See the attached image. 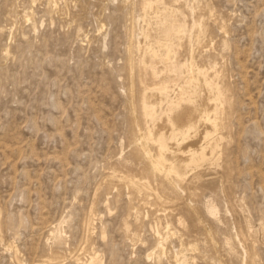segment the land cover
Wrapping results in <instances>:
<instances>
[{
  "label": "rangeland",
  "instance_id": "obj_1",
  "mask_svg": "<svg viewBox=\"0 0 264 264\" xmlns=\"http://www.w3.org/2000/svg\"><path fill=\"white\" fill-rule=\"evenodd\" d=\"M53 1L0 0V264H264V0ZM196 77L214 107L201 121L221 128L189 124L202 152L178 162L181 179L147 172L137 142L175 158L188 136L167 116L200 110Z\"/></svg>",
  "mask_w": 264,
  "mask_h": 264
},
{
  "label": "bare ground",
  "instance_id": "obj_2",
  "mask_svg": "<svg viewBox=\"0 0 264 264\" xmlns=\"http://www.w3.org/2000/svg\"><path fill=\"white\" fill-rule=\"evenodd\" d=\"M144 1V0H143ZM142 1V2H143ZM52 2H55V1H53L52 0ZM146 2V1H145ZM154 2H156V1H154ZM50 3H51V1H50ZM140 3V2H139ZM149 3H151V2H149ZM56 4V3H55ZM194 4V3H193ZM53 5V4H52ZM148 5V4H147ZM150 5V4H149ZM152 5H153V3H152ZM151 5V6H152ZM143 6V5H142ZM150 6V7H151ZM194 6V5H193ZM197 6V5H196ZM149 7V6H148ZM149 7V8H150ZM143 8V7H142ZM146 8V7H145ZM144 8V10H146ZM53 9V8H52ZM153 9V8H152ZM158 11V10H157ZM143 12H145V11H143ZM173 13V12H172ZM210 13H212V11L210 12ZM144 15H145V13H144ZM143 15V16H144ZM150 15V14H149ZM26 16H27V14H26ZM148 16V15H147ZM174 16H176V14L174 15ZM193 18V17H192ZM198 18V17H197ZM201 18V17H200ZM199 18V19H200ZM143 19H144V17H143ZM142 19V20H143ZM174 19V18H173ZM176 20H177V18H176ZM191 20H196V19H191ZM149 21H150V19H149ZM174 21V20H173ZM201 21V20H200ZM192 22V21H191ZM193 23V22H192ZM196 23V22H195ZM169 24V23H168ZM174 24H176V22L174 23ZM179 25V24H178ZM194 25V24H193ZM172 26V25H171ZM170 26V27H171ZM191 27H193V26H191ZM172 28V27H171ZM199 29H200V27H198ZM174 29H176V28H174ZM174 29H171V30H174ZM191 29V28H190ZM189 29V30H190ZM193 29V28H192ZM222 29V28H221ZM140 30V29H139ZM163 30H164V28H163ZM223 30V29H222ZM143 31V30H142ZM142 31H140V32H142ZM193 31V30H192ZM176 32V31H175ZM179 32V31H178ZM164 33H166V32H164ZM163 33V34H164ZM169 33V32H168ZM194 33V32H193ZM197 33V32H196ZM176 34H177V32H176ZM184 34V33H183ZM133 35V34H132ZM171 35V34H170ZM169 35V36H170ZM193 35V34H192ZM138 36V35H137ZM165 37V36H164ZM192 37V36H191ZM168 39H170V37L168 38ZM191 40V39H190ZM189 40V41H190ZM138 41H139V38H138ZM161 41H163V39L162 40H160V42ZM165 41H166V39H165ZM169 41V40H168ZM191 42V41H190ZM139 42H137V44H138ZM163 43H165V42H163ZM167 43V42H166ZM161 44V43H160ZM190 44H192V42L190 43ZM201 44H202V42H201ZM159 45V44H158ZM163 45V44H162ZM160 46V45H159ZM192 46V45H191ZM190 46V47H191ZM138 47V46H137ZM141 47H143V46H141ZM165 48V47H164ZM140 49V48H139ZM139 49H136V50H139ZM166 50H167V48H166ZM191 50V49H190ZM153 51V50H152ZM155 51V50H154ZM169 52V51H168ZM190 52V51H189ZM171 53V52H170ZM159 54V53H158ZM166 54H167V51H166ZM190 55H191V53H189ZM143 55V54H142ZM141 55V56H142ZM156 55V54H155ZM165 57H166V55L165 54H163ZM147 56V55H146ZM145 56V57H146ZM189 56V55H188ZM196 56V55H195ZM159 57H160V55H159ZM144 58V57H143ZM140 59V58H139ZM139 59H137V60H139ZM164 59V58H163ZM167 59V58H166ZM165 59V60H166ZM170 59V58H169ZM186 59V58H185ZM189 59V58H188ZM187 59V60H188ZM130 60V59H129ZM132 60V59H131ZM130 60V61H131ZM160 60V59H159ZM165 60H163V62L165 61ZM184 60V59H183ZM141 61H142V59H141ZM148 61V60H147ZM185 61V60H184ZM189 61H190V59H189ZM132 62V61H131ZM149 62V61H148ZM152 62V61H151ZM162 62V61H161ZM161 62H159L158 63V65L160 66V64H163V62L161 63ZM167 62H168V59H167ZM186 62H188V61H186ZM186 62H185V64H186ZM197 62V61H196ZM189 63V62H188ZM130 64V63H129ZM146 64V63H145ZM144 64V65H145ZM149 64H151L150 62H149ZM171 64V63H170ZM182 64H183V62H182ZM182 64H181V66H182ZM210 64H212V62L210 63ZM143 65V64H142ZM143 65V66H144ZM147 65H148V63H147ZM146 65V66H147ZM152 65V64H151ZM157 65V64H156ZM169 65V64H168ZM191 65H192V63H191ZM131 66V65H130ZM142 66V67H143ZM149 66V65H148ZM147 66V67H148ZM153 66V65H152ZM162 66V65H161ZM166 66V65H165ZM188 66V65H187ZM190 66V65H189ZM197 66V65H196ZM195 66V67H196ZM213 66H214V64H213ZM216 66V65H215ZM158 67V66H157ZM155 68V67H152L154 70L152 71V73L150 72V74H152L153 76L154 75H157L158 73H159V70H161L160 68ZM164 67V66H163ZM170 67V66H169ZM182 67H184V66H182ZM199 67H200V65H199ZM145 68V67H144ZM167 68V67H166ZM187 68V67H186ZM190 68H192V67H190ZM213 68V67H212ZM211 68V69H212ZM216 68V67H215ZM163 69V68H162ZM164 69H165V67H164ZM171 69V68H170ZM173 69V68H172ZM182 69V68H181ZM185 69V68H184ZM147 70V69H146ZM145 70V71H146ZM183 70V69H182ZM186 70L187 69H185L184 71H185V73H186ZM190 70L191 69H188L187 71L188 72H190ZM209 70H210V68H209ZM213 70V69H212ZM145 71L143 72V73H145ZM151 71V70H150ZM162 71V70H161ZM167 71V70H166ZM169 71V70H168ZM195 71H197V70H195ZM203 71V70H202ZM171 72V71H170ZM210 72H212V71H210ZM142 73V74H143ZM162 73V72H161ZM177 74H178V72H176ZM192 73V72H191ZM215 74H216V70H215V72H214ZM142 74H140L139 76H140V78H141V75ZM147 74H149V72L147 73ZM149 74V75H150ZM164 74V73H163ZM179 74H180V72H179ZM146 75V74H145ZM162 75V74H161ZM167 75V74H166ZM197 75V74H196ZM202 75V74H201ZM209 75V74H208ZM147 76V75H146ZM145 76V77H146ZM158 76V75H157ZM156 76V77H157ZM163 76V75H162ZM168 76H170V75H168ZM145 77H142L144 80H145ZM159 77H160V75H159ZM182 77H184V75L182 76ZM191 77H192V74H191ZM193 77H195L194 76V73H193ZM149 78V76L147 77V79ZM190 78V77H189ZM152 79V78H151ZM154 79V78H153ZM185 79V78H184ZM191 79V78H190ZM142 80V79H141ZM159 80V79H158ZM197 82H198V84H199V87H200V91H201V94H199L201 97H200V103H201V108H200V110H198L195 106H193V105H191V104H187V103H183V104H180L177 108H174V109H172L170 112H169V115L167 116V122H168V124L170 125V127L172 128V129H174V131L175 130H177V131H181V132H183L184 131V133L185 132H187V136H188V139L186 140V141H184V142H179L178 140L180 139H177V138H173L174 139V142L170 145V147L167 149L168 150V154L169 153H172V154H174V159L172 160L171 158L173 157V156H171V158L170 157H168V158H165V156H164V150H163V148H166V147H162V146H160V150H157V151H160L159 152V154H158V156L157 157H153L152 156V154H151V152L153 151H151L150 152V150H149V148H147L146 147V143H143V142H137V141H135V142H137V152H139V154L141 153L143 156L142 157H144L145 156V158L147 159V160H144V161H147L148 162V164H147V168H146V170H147V172H149V173H161V172H165V177H166V179H167V177H176L177 175L179 176V164H178V162L179 161H183V160H189V157L187 156V154H189L190 155V153H188V152H190L193 148H195V147H199V142L201 141L200 140V138H198V136L197 137H194V136H191L192 135V133L191 132H189V130H188V126H189V124H191L193 121H200V128H202V127H209L210 129H212L213 131L214 130H216V128H217V130L218 129H220L221 128V126H220V128H218V122H220V121H218V120H216V119H214V121L212 120L211 121V119L212 118H210V117H208L207 119H205V120H207V121H205V122H203V120L201 121V118H202V114H204V113H206V112H211L213 109H214V107H212V105H211V102L210 101H212L211 100V96H210V94L206 91V89H205V87H204V84H203V81H202V79L200 78V77H196V79H195ZM143 81V80H142ZM149 81H151V84H152V80H149ZM157 81V80H156ZM161 81H162V79H161ZM164 81V80H163ZM144 82V81H143ZM146 82V81H145ZM153 82H155V81H153ZM168 82V81H167ZM175 82V81H174ZM156 83V82H155ZM158 83V82H157ZM156 83V84H157ZM183 83V82H182ZM144 84H146V83H144ZM150 83L148 84V85H146V88H147V86H149V85H151ZM165 84V83H164ZM153 85V84H152ZM152 85L150 86V87H152ZM155 85V84H154ZM187 85V84H186ZM185 85V86H186ZM184 86V85H183ZM207 86V85H206ZM188 87V86H187ZM141 88H143V87H141ZM140 88V89H141ZM161 88V87H160ZM166 88V87H165ZM213 88V87H212ZM144 89H145V87H144ZM186 89V88H185ZM148 90H149V87H148ZM153 90V89H152ZM155 90V89H154ZM161 90V89H160ZM167 90V89H166ZM165 90V91H166ZM187 90V89H186ZM141 91V94L144 92L142 89L140 90ZM143 91V92H142ZM151 91V90H150ZM159 91V90H158ZM176 91V90H175ZM197 92H198V90H197ZM213 92V91H212ZM140 93V92H139ZM148 93V92H147ZM154 93V92H153ZM148 95V94H147ZM174 95V94H173ZM140 96V95H139ZM142 96V95H141ZM157 96H158V94H157ZM217 96V95H216ZM143 97V96H142ZM171 98V97H170ZM198 98V97H197ZM141 99V98H140ZM139 99V100H140ZM157 99V97H153L151 94L150 95H148L147 96V99H146V106L147 107H152V105L155 103L154 101ZM158 99H160L159 97H158ZM217 100V99H216ZM141 101V100H140ZM162 101V100H161ZM143 102V101H142ZM141 102H139V104H140ZM224 103V102H223ZM220 104H221V102H220ZM155 105V104H154ZM223 105V104H222ZM140 106V105H139ZM142 106V105H141ZM140 106V107H141ZM139 107V108H140ZM222 107V106H221ZM141 110V109H140ZM143 110V109H142ZM141 110V111H142ZM155 110V109H154ZM213 113V112H212ZM216 113V112H215ZM224 113V112H223ZM139 114H142V112L141 113H139ZM222 114V113H221ZM144 115H145V112H144ZM208 115H210V114H208ZM216 115V114H215ZM214 115V116H215ZM224 114H222V116H223ZM140 116V115H139ZM142 116V115H141ZM207 116V115H206ZM143 117V119H145L144 118V116H142ZM213 118H215V117H213ZM217 118V117H216ZM142 119V118H141ZM162 119V118H161ZM219 119V118H218ZM221 119H222V117H221ZM140 120V119H139ZM143 121V120H142ZM145 121V120H144ZM157 121V120H156ZM218 121V122H217ZM138 122V121H137ZM136 123V122H135ZM146 123V122H145ZM154 123V122H153ZM165 123V122H164ZM140 124H143V123H140ZM139 124V125H140ZM193 124V123H192ZM208 124V125H207ZM138 125V123L136 124V126H139ZM146 125H147V123H146ZM146 125H145V127H146ZM169 125H168V127H169ZM198 125V124H197ZM210 125V126H209ZM220 125H221V122H220ZM142 126V125H141ZM144 127V126H143ZM148 127V126H147ZM135 128V127H134ZM140 129V128H139ZM144 129V128H143ZM143 129H141V130H143ZM196 129V128H195ZM206 129V128H205ZM146 130H149V129H146ZM163 130V127L162 126H159L158 124L157 125H155V127H154V129H153V131L151 132L152 134H158L159 132H161ZM137 131V130H136ZM135 131V132H136ZM144 131V130H143ZM176 131V132H177ZM198 131V133L200 134V132H199V130H197ZM140 132H142V131H140ZM180 132V133H181ZM193 132V131H192ZM216 132V131H215ZM218 132V131H217ZM144 133V132H143ZM146 133V132H145ZM149 133V132H148ZM179 133V134H180ZM190 133H191V135H190ZM176 134H178V133H176ZM161 135V134H160ZM170 135V134H169ZM175 135V134H174ZM153 136V135H152ZM177 136H179V135H177ZM186 136V137H187ZM203 136V135H202ZM211 136V135H210ZM209 136V137H210ZM218 136V135H217ZM134 137H136V135H134ZM133 137V138H134ZM142 137V136H141ZM141 137H140V139H141ZM158 137H159V135H158ZM175 137H176V135H175ZM208 137V138H209ZM220 137H222V135L220 136ZM157 138V137H156ZM155 138V139H156ZM217 138V137H216ZM135 139V138H134ZM172 139V140H173ZM218 139V138H217ZM150 140V139H149ZM158 140H160V139H158ZM171 140V139H170ZM169 140V141H170ZM185 140V139H184ZM203 140V139H202ZM211 141H212V139H211ZM218 141V140H217ZM134 142V143H135ZM133 143V144H134ZM171 143V142H170ZM201 143V142H200ZM136 144V143H135ZM151 144V143H150ZM161 144V143H160ZM159 144V145H160ZM149 145V144H148ZM156 145V144H155ZM155 145H154V147H155ZM203 145V144H202ZM209 145V144H208ZM219 145V144H218ZM150 146H152V145H150ZM153 147V148H154ZM209 147V146H208ZM210 147H213L212 145L210 146ZM134 148H136V147H134ZM203 148H205V147H203ZM152 149V148H151ZM195 149H197V148H195ZM206 150H208V149H206ZM157 151H155V152H157ZM201 152H202V150H200ZM200 151H198V149H197V152H200ZM200 152V153H201ZM194 153V152H193ZM199 153V154H200ZM134 154V153H133ZM156 154V153H155ZM130 155V154H129ZM196 155V154H195ZM198 155V154H197ZM194 156V155H193ZM204 156V155H203ZM199 157V156H198ZM138 158V157H137ZM190 158H192V157H190ZM139 159V158H138ZM141 159V158H140ZM137 160V159H136ZM199 160V159H198ZM195 161V160H194ZM141 162H142V160H141ZM146 162V163H147ZM128 163H130V162H128ZM186 163V162H185ZM185 163H182V164H184V166H185ZM194 163V162H193ZM136 165V164H135ZM138 165H139V163H138ZM137 165V166H138ZM190 165V164H189ZM179 166V167H178ZM188 166V165H187ZM186 167V166H185ZM136 168V167H135ZM181 168H182V166H181ZM137 169H139V168H137ZM129 172V171H128ZM118 173V172H117ZM183 173V172H182ZM139 174H140V172H139ZM136 175V174H135ZM149 175V174H148ZM164 175V174H163ZM184 175H185V173H184ZM111 176V175H110ZM124 176H126L125 175V173H124ZM139 176V175H138ZM154 176V175H153ZM177 176V177H178ZM127 177H128V175H127ZM131 177V176H130ZM134 177V176H133ZM140 177V176H139ZM152 177V176H151ZM158 177H160V175L158 176ZM162 177V176H161ZM164 177V178H165ZM169 177V178H170ZM176 177V178H177ZM183 177V176H182ZM181 177V178H182ZM132 178V177H131ZM135 178H136V176H135ZM142 178H144V176L142 177ZM163 178V179H164ZM168 178V179H169ZM181 178H179L178 177V179H181ZM184 178H186L185 176H184ZM146 179V178H145ZM155 179V178H154ZM143 180V179H142ZM152 180V179H151ZM173 180V179H172ZM159 181H160V179H159ZM168 181V180H167ZM184 181V180H183ZM107 182V181H106ZM128 182V181H127ZM127 182H126V184H127ZM134 182H135V185L138 187V188H140V189H142V188H145V187H147L146 186V182H144V181H141V179L139 180V178L138 179H136V180H134ZM150 182V181H149ZM152 182V181H151ZM150 182V183H151ZM125 183V182H124ZM124 183H123V185H124ZM170 185H171V187L172 188H174L175 186H178V185H175V186H173V184L171 183V180H170ZM166 184V183H165ZM151 185H152V183H151ZM156 185V184H155ZM154 185V186H155ZM180 185H182V184H180ZM154 186H152V187H154ZM167 186V185H166ZM127 187V186H126ZM180 188H181V186H179ZM155 188V187H154ZM158 188V187H157ZM176 188V187H175ZM178 188V187H177ZM180 188H178V189H180ZM183 188V187H182ZM153 189V188H152ZM127 190H129V189H127ZM154 190V189H153ZM156 190V189H155ZM184 190V189H183ZM157 191V190H156ZM130 192H131V189H130ZM129 192V193H130ZM132 192H134V190L132 191ZM131 192V193H132ZM141 192V191H140ZM139 192V193H140ZM164 192V191H163ZM175 192H176V190H175ZM182 192V191H181ZM138 193V192H137ZM160 193V192H159ZM166 194V193H165ZM130 195H132V194H129V196ZM161 195V194H160ZM160 195H158V191H157V194L154 196V202H155V200H156V202L158 203L159 201L161 202V196ZM128 196V195H127ZM128 196V197H129ZM136 196H138V194L136 195ZM140 196V195H139ZM146 196V195H145ZM152 196H153V194H152ZM163 196V195H162ZM143 197V196H142ZM164 197V196H163ZM138 199H139V197H137ZM141 198V197H140ZM145 197H143L142 198V200L144 199ZM147 198V197H146ZM167 198V197H166ZM129 199V198H128ZM167 199H169V198H167ZM148 200V199H147ZM171 200V199H170ZM131 201V200H130ZM145 201V200H144ZM150 201H151V199H150ZM149 202V201H148ZM145 203V202H144ZM160 204V203H159ZM207 204H208V202H207ZM211 204V203H210ZM210 204L205 208V209H207V212L211 215V216H213V217H217V214H218V211H217V208H215L214 207V205L212 206H210ZM204 207H205V205H204ZM146 214H147V212H145ZM144 213V214H145ZM140 214V213H139ZM208 214V215H209ZM146 216V215H145ZM148 216V215H147ZM146 216V217H147ZM137 218V217H136ZM178 221L179 222H181V219L179 218L178 219ZM87 226H88V228L89 229H92L93 230V226H92V224L90 223V222H88L87 223ZM165 226H166V230H167V232L165 233V234H162V233H160V231H159V229H157L156 230V233L158 234V240H157V246H156V249H157V251H158V255H163V254H165V253H167L166 252V250H167V248L165 247V242L168 240V238L171 236V235H173V234H175V231L171 228V224L169 223V222H166V224H165ZM88 228H87V230H88ZM165 230V231H166ZM89 231V230H88ZM155 231V230H154ZM90 233H91V231H89ZM88 232V233H89ZM50 234H51V238L52 239H54V241H56L57 243H62V242H64V240H65V237H64V233H63V231L60 229L59 230V228H55L52 232H50ZM236 236H238V233L236 232ZM101 237H105L104 236V232L102 231L101 232ZM243 237H245V236H243ZM239 239H240V237H239ZM227 240V239H226ZM245 240V239H244ZM240 242V241H239ZM227 244V243H226ZM241 245H242V251L244 252V256L243 257H245L246 255H247V251H246V248H244L243 247V244L242 243H240ZM191 246V245H190ZM194 246V245H193ZM245 246V245H244ZM189 249L191 248V247H188ZM187 248V249H188ZM192 249H193V247H192ZM195 249H197V248H195ZM155 250V249H154ZM153 250V251H154ZM176 250V249H175ZM182 250V249H181ZM180 250V251H181ZM183 250H184V248H183ZM186 250V249H185ZM191 250V249H190ZM156 251V250H155ZM153 253V252H152ZM174 253H176V252H174ZM178 253H180V252H178ZM177 253V254H178ZM181 254V253H180ZM166 255V254H165ZM251 256H253V255H251ZM250 256V257H251ZM57 257V256H56ZM77 257V256H76ZM76 257H75V260H76ZM78 257H80V256H78ZM92 257V256H91ZM175 257H177L176 255H175ZM249 257V256H248ZM181 258V257H180ZM179 258V259H180ZM81 259V257L80 258H78V260H79V262H76V263H80V260ZM178 259V258H177ZM182 259V258H181ZM245 259H246V257H245ZM46 259H44V261H45ZM56 260V259H55ZM54 260V261H55ZM77 260V261H78ZM184 260V259H183ZM183 260H179V261H183ZM253 260V259H252ZM43 261V262H44ZM48 261V260H47ZM46 261V262H47ZM52 261V260H51ZM53 261V262H54ZM175 261H177V260H175ZM243 261V260H242ZM251 261V260H250ZM50 262V261H49ZM48 262V263H49ZM52 262V263H53ZM59 262V261H58ZM58 262H56V263H58ZM83 262H85V261H83ZM89 262V264H91L92 262H93V258H90V260L88 261ZM185 262H186V259H185ZM254 262V261H253ZM41 264H45V263H42V262H40ZM82 263V262H81ZM80 263V264H81ZM85 263H87V260H86V262ZM179 263H181V262H179ZM55 264V263H54Z\"/></svg>",
  "mask_w": 264,
  "mask_h": 264
}]
</instances>
